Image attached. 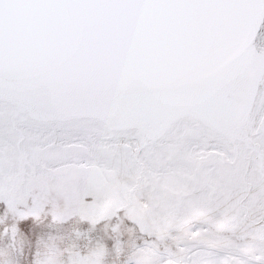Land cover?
Segmentation results:
<instances>
[{
    "label": "snow or ice",
    "instance_id": "1",
    "mask_svg": "<svg viewBox=\"0 0 264 264\" xmlns=\"http://www.w3.org/2000/svg\"><path fill=\"white\" fill-rule=\"evenodd\" d=\"M0 264H264V0H0Z\"/></svg>",
    "mask_w": 264,
    "mask_h": 264
}]
</instances>
